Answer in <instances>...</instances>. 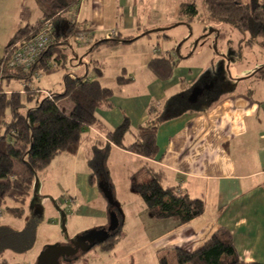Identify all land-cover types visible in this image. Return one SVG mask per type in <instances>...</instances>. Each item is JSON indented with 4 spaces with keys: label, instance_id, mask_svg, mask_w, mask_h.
<instances>
[{
    "label": "crops",
    "instance_id": "obj_1",
    "mask_svg": "<svg viewBox=\"0 0 264 264\" xmlns=\"http://www.w3.org/2000/svg\"><path fill=\"white\" fill-rule=\"evenodd\" d=\"M141 1L143 0H81L69 10L73 11L74 17L72 20L69 18V22L73 23L71 26L76 30H81L83 27L101 35L100 32L106 29H113L116 30L117 37L122 39L135 37L134 41H141V37L147 35L152 40V33L156 35L164 31H157V28L169 29L177 23L182 24V22L169 23V25L167 23L153 28V25L157 24L141 19V13L144 12L143 9L142 12L139 10ZM63 27L60 25L59 30ZM104 38L106 35L94 40L93 35L89 39V41L92 39L93 45L85 49L102 72L101 66L104 64H100V59L97 57L102 52L101 48L109 47L105 50L108 51L107 57L118 58L122 55L119 51L128 43L110 44L102 41ZM93 47L96 49L92 50ZM95 51L97 53H94ZM156 52V48H153L152 52L146 49L138 55L146 56L141 67V71L144 69L145 71L141 76L137 75L144 89L139 87L136 77L132 76L129 77L131 83L127 81L118 83L113 88L114 93L111 98L113 106L97 109L96 116L99 122L84 131L78 151L75 154L63 152L54 158L58 168V183H60V174L67 173L70 177V188H73L76 199L73 215L77 217L74 222L92 216L98 218L92 222V230L108 227L107 223L102 222L108 220L110 210L105 203L100 207L94 203L103 198L99 184L90 182L91 170L88 161L92 156L94 145L104 147L109 144L110 153L117 151L124 156L151 164L153 171L163 174L165 186H178L180 191H186L192 197L202 198L205 201L204 213L185 224H178L172 219H156L151 214L141 222L138 217L137 220L131 219L137 221L139 232H146V229L151 227L148 240L154 261L149 264H157L165 253L170 254L175 248L198 250L221 227L228 229L232 234L241 260L264 263V92H257L250 86L240 90L239 80L225 77L224 82L231 84L232 89L212 103L203 102L200 106L193 105L191 109L184 91L196 84L203 75L204 68L181 66L180 62L170 78L161 79L149 67V62L153 58H162L156 56ZM124 56L131 57L130 53H125ZM125 60L119 64L120 72L127 70L124 66ZM136 70L139 71L138 68ZM103 74L104 72L98 77L102 85ZM184 82H188L184 90L178 91L176 95L171 93L173 89L185 85ZM40 89L51 91L45 87ZM177 97L179 98L176 100ZM166 102L172 103L166 109L181 107V110L170 117L160 118L157 129L159 153L155 159L133 153L108 139L106 132L114 130L126 115L129 118V129L124 135L123 144L128 146L134 143L137 140L139 127L154 120L151 110L155 106L159 108L165 106ZM72 107L71 101L65 103L68 111ZM80 163L81 168H79ZM138 174L139 172L136 176ZM48 180L49 184L55 185L53 173L49 174ZM40 186L43 188L44 184L41 183ZM142 208L145 211L148 209L146 204H143ZM126 222L125 219L122 224ZM14 229L20 230L19 227ZM120 234L126 235L128 232L120 228ZM16 254L7 249L2 255L11 262H17Z\"/></svg>",
    "mask_w": 264,
    "mask_h": 264
},
{
    "label": "trees",
    "instance_id": "obj_2",
    "mask_svg": "<svg viewBox=\"0 0 264 264\" xmlns=\"http://www.w3.org/2000/svg\"><path fill=\"white\" fill-rule=\"evenodd\" d=\"M37 1L42 16L37 19L36 23H26L14 33L0 59V210L4 204H7V199H11L15 204L6 206V210L19 217L25 214L24 206L33 192V184L39 172L47 168L55 156L63 152L75 154L83 140L84 131L99 122L96 116L97 109L113 106L111 103L114 93L112 88L103 86L99 78L90 79L86 74L73 76L69 72L64 75L62 92H51V98L46 95L41 99H36L41 89L33 85L34 73H40L39 68L45 71L55 69L56 67L50 64L52 58L67 66L64 45L68 44V35L64 34L66 27L59 30L55 20L56 16L69 11L81 0ZM203 4L207 12L206 17L210 21L228 23L243 33L248 32L251 40L260 37L261 43L264 44V0H203ZM180 13L187 14L191 18L195 17L199 13L196 1L182 2ZM47 19L55 24L56 39L30 63V66L12 63L8 55L11 48L16 43H23L35 37ZM62 36L63 38L66 36L65 40H61ZM117 36L106 37L102 41L112 44L135 40V37L122 39ZM176 66L177 61L172 56L170 59L153 58L149 62L150 69L161 79L170 78ZM95 69L97 76L102 75V69L97 67ZM255 70L259 78H264L263 66ZM255 72L244 78L256 76ZM208 73L211 72H206ZM206 74L202 75L196 84L202 81ZM15 79L23 80L24 86L20 90L9 91L7 86ZM222 79L224 77H221ZM117 80L121 84L129 78L124 79L120 76ZM227 86V90H230L231 84L227 83ZM216 90L217 87L211 92L215 93ZM212 93L209 92V95ZM35 99L36 104L31 105ZM60 99H69L73 104L72 109L68 111L59 104ZM186 101L192 109L194 104H191L188 99ZM171 104L166 102L164 108L166 109ZM159 121L160 118L141 125L137 140L125 146L123 139L129 129V118L125 115L123 121L114 130L106 132L107 137L117 146L146 158L155 159L159 153L157 143ZM109 153V144L104 147L94 145L88 164L91 170L90 182H97L102 193L110 199L112 182L106 162ZM16 161H20L25 166L24 171L16 170ZM150 173L151 177L147 181L134 179L133 187L154 218L172 219L178 224H185L204 213L205 201L202 198L192 197L188 192L180 191L178 186H165L161 172L152 170ZM110 206L112 209V204ZM114 212L119 218V227L110 233L108 240L97 244L110 247L114 241L118 240L115 235L122 227L121 214L116 210ZM37 223L35 218L30 217L23 230L0 225V264H22L11 262L2 257V254L7 249L14 252L27 251L35 241ZM112 240L114 241L108 243ZM174 251L177 264H264L241 260L232 234L224 227L218 229L196 251H189L185 248H175ZM157 264H170L169 257L162 256Z\"/></svg>",
    "mask_w": 264,
    "mask_h": 264
},
{
    "label": "rangeland",
    "instance_id": "obj_3",
    "mask_svg": "<svg viewBox=\"0 0 264 264\" xmlns=\"http://www.w3.org/2000/svg\"><path fill=\"white\" fill-rule=\"evenodd\" d=\"M184 1L187 0H143L139 2L140 12H142V9L144 10L143 14L141 13L142 21L157 24L153 25V28L167 25V23L169 25V23L182 22V24H177L169 29L165 28L163 32L156 35L152 33V40L147 35L141 37V41L128 42L127 45L125 44L126 47L119 51L122 55L118 58L107 57L108 54L106 53L108 51L105 50L109 47H102V52L97 57L100 59V64H104L101 66L104 72L101 80L103 85L113 89L118 85L117 77L122 74L124 77L129 78L132 76L137 79V75L141 76L145 71V69L141 71V67H143V61L146 60V56L139 57L138 55L146 49L152 52V49L156 48V56L168 59L172 56L177 61L176 67H178L180 62L181 66L186 65L191 68L203 67V75L208 70L212 74L219 71V75L224 77V79L227 77L228 79L236 78L239 80L241 82L239 84L240 90L250 86L256 89L257 92H264V78H259V74L255 72V69L264 67V44L261 43V38L251 40V35L248 32L243 33L228 23L210 21L206 17L207 12L203 0H195L199 9V13L195 17L191 18L187 14L180 13V4ZM72 12H64L57 15L55 19L58 28L60 25L66 27L64 34L68 35V44L64 45L66 47L64 53L67 57V66L52 58L50 64L56 68L52 71H45L39 68L40 77L34 80V87H39L38 85H40V87H45L59 93L63 89L64 75L67 72L72 73L73 76L86 74L90 78L99 77L95 69L98 65L94 63L92 56L86 53L85 49H89L93 45L92 39L89 41L93 35L94 40L101 39L102 36L104 37V35L112 33L113 29H106L100 32L101 35L98 33L94 34L86 29L84 33L88 37L84 36V39H79L78 35H81V33H73L76 29L69 22V18L74 19ZM40 17L41 9L37 0H0V59L3 57L6 46L14 33L21 26L28 23L27 21H31L30 23L34 24ZM111 22L112 20L109 21V24ZM159 23H162V25H159ZM80 31H83V27H81ZM89 32L91 33L88 34ZM164 34L168 35V37ZM180 37L181 39H179ZM184 37L187 38L185 39ZM65 38L66 36L64 38L62 36L61 40H65ZM94 53L97 52L95 51ZM125 53H130L132 58H126L124 56ZM124 60V66H126L127 70L120 72L121 68L119 69L118 67H120L119 64ZM137 68L139 71L136 70ZM252 72H255L256 76L244 78ZM224 79L218 83L219 85L215 93L213 92L209 97H199L198 102L196 101L191 104L200 106L203 102L209 104L222 98L221 95L229 91ZM131 82L132 80L127 81V83ZM136 83H138L141 89H144L141 80L137 79ZM184 84L173 89L171 93L176 95L178 91L184 90L188 82H184ZM23 86V80L15 79L12 80L8 90H20ZM191 89L187 88L184 91L185 95H188ZM40 91L41 93L37 94L36 99L48 96L45 91L51 93V91L45 89H41ZM36 99L31 105L36 104ZM66 102H70V100H59V104L64 107ZM178 110H181V107L180 109L176 108L173 110L165 109L164 106L161 108L155 107L151 110L152 118L170 117L179 112ZM106 162L112 182V188L110 187L111 197L109 199L104 193H101L103 199H98L94 203L97 207L104 206V203L108 205L110 216L107 221L103 220L102 222L107 223V226L111 222V213L114 210L118 211L121 214V228H124L128 234L122 235L120 232L116 233L115 237L118 240L109 241L108 243L114 241L110 247L95 244L84 252H74L66 258L61 257L60 264H149L154 261L151 257L148 240L152 231L151 227H148L146 232H139L137 231L139 229L137 221H131L132 218L137 220L138 217L141 222L148 218L147 215L150 214L148 209L145 211L142 208V205H145V203L137 191H135L133 182L134 179L139 181L150 179L151 164L124 156L117 151L109 153ZM55 163L56 161L53 159L49 166L38 174L33 184V192L28 198L26 206H24L25 214L22 217L15 216L6 210V206L15 204L11 199H7V204H4L0 210V225L4 224L12 228L19 227L20 230H23L30 217L35 218L38 222L33 245L25 252H15L17 253L15 261L17 262L35 264L43 250L48 246L56 244L68 245L69 241H78L81 243V250L86 249L90 245L86 240L92 238L89 235L93 229L92 222L98 220V218L92 216L83 217L74 222V219L77 217L73 215L76 199L73 188H70V177L67 176V173L65 175L60 174V185L57 181L58 168H56ZM81 165L80 163L79 168H81ZM24 168L25 166L20 161H16L17 171H24ZM137 172H139L138 176H136ZM52 173L55 177V185L49 184V174ZM41 183L44 184L43 188L40 186ZM133 195L136 197H133ZM110 204H112V209ZM125 219L127 221L126 224H122V222H125ZM77 230L82 231L77 233ZM165 255L169 257L170 264H177L175 251H171L170 254L165 253Z\"/></svg>",
    "mask_w": 264,
    "mask_h": 264
},
{
    "label": "built area",
    "instance_id": "obj_4",
    "mask_svg": "<svg viewBox=\"0 0 264 264\" xmlns=\"http://www.w3.org/2000/svg\"><path fill=\"white\" fill-rule=\"evenodd\" d=\"M72 20V19H71ZM54 26L52 20H45V24L43 28L39 31V33L31 38L30 40L24 41L23 43H16L10 50V61L12 63H19L26 67L30 66L38 56L41 54L55 39L56 36L54 34ZM86 28H83V31L75 30V33H81L78 35L79 39H84V36L87 38V34L84 33ZM117 36L116 30H113L112 33L107 34L106 37H115ZM34 80L40 77L39 72H35ZM48 96L51 98L52 94L50 92L45 91Z\"/></svg>",
    "mask_w": 264,
    "mask_h": 264
},
{
    "label": "water",
    "instance_id": "obj_5",
    "mask_svg": "<svg viewBox=\"0 0 264 264\" xmlns=\"http://www.w3.org/2000/svg\"><path fill=\"white\" fill-rule=\"evenodd\" d=\"M165 28H157V31L164 30ZM213 87V82L209 85H195L190 93L188 98L189 102L195 103L199 96H201L205 90H209ZM119 227V218L115 212L111 213V222L107 228L102 229H94L91 231L89 235L92 236L91 241L88 240L90 243L86 249H82L84 252L85 250L91 248L92 245H95L99 242L106 240L110 233L116 230ZM96 237V238H95ZM87 241V240H86ZM68 245L66 244H56L53 246H48L45 250L41 252L35 264H60L61 257H68L69 255L73 254L76 251H67Z\"/></svg>",
    "mask_w": 264,
    "mask_h": 264
},
{
    "label": "flooded vegetation",
    "instance_id": "obj_6",
    "mask_svg": "<svg viewBox=\"0 0 264 264\" xmlns=\"http://www.w3.org/2000/svg\"><path fill=\"white\" fill-rule=\"evenodd\" d=\"M221 81V77H220V75H219V71H217L216 73H214V74H212V73H208V74H206L205 75V77L203 78V80L202 81H200L198 84H195V85H202V86H204V85H209L211 82H213V87L211 88V89H209V90H205L204 91V93L201 95V96H199V97H208L209 96V92L210 93H212L211 91L214 89V88H216V87H218V83ZM194 85V86H195ZM193 86V87H194ZM193 87H192V89H193ZM192 89H191V91H190V93L192 92ZM190 93L187 95V99L189 98V96H190ZM208 93V94H207ZM201 99V98H200ZM96 238V237H95ZM81 241V240H80ZM87 242H88V240H87ZM67 251H76V252H81L82 250H81V243L80 242H78V241H75V242H73V241H69L68 242V247H67ZM83 252V251H82ZM64 257V256H63ZM65 258V257H64Z\"/></svg>",
    "mask_w": 264,
    "mask_h": 264
}]
</instances>
